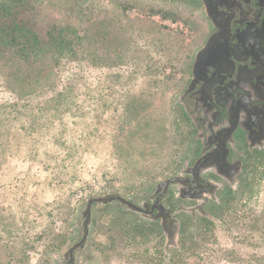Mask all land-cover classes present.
Here are the masks:
<instances>
[{
    "label": "rangeland",
    "instance_id": "obj_1",
    "mask_svg": "<svg viewBox=\"0 0 264 264\" xmlns=\"http://www.w3.org/2000/svg\"><path fill=\"white\" fill-rule=\"evenodd\" d=\"M22 18L40 37L57 25L82 40L64 54L63 85L48 83L54 95L68 85L60 102L27 105L0 81V264H53L87 196L148 189L179 164L188 131L177 99L206 30L177 0H0V22ZM249 201L171 264H264V171ZM115 247L104 264H164L150 242Z\"/></svg>",
    "mask_w": 264,
    "mask_h": 264
},
{
    "label": "flooded vegetation",
    "instance_id": "obj_2",
    "mask_svg": "<svg viewBox=\"0 0 264 264\" xmlns=\"http://www.w3.org/2000/svg\"><path fill=\"white\" fill-rule=\"evenodd\" d=\"M177 1L197 8L206 30L177 99L188 131L180 162L148 189L87 196L53 264H104L117 243L141 242L171 264L251 203L264 171V0Z\"/></svg>",
    "mask_w": 264,
    "mask_h": 264
},
{
    "label": "trees",
    "instance_id": "obj_3",
    "mask_svg": "<svg viewBox=\"0 0 264 264\" xmlns=\"http://www.w3.org/2000/svg\"><path fill=\"white\" fill-rule=\"evenodd\" d=\"M0 24V65L9 66L7 70H0L1 86L5 91L27 105H34L31 101L42 99L46 94L54 101L65 99L68 85L54 95L48 83L63 85L60 66L66 58L64 54L74 50L82 42L81 37H66L67 29L57 25L49 27L46 35L40 37L39 30L23 18L13 24L9 21ZM71 59L77 60L76 57ZM10 107L13 113L17 103Z\"/></svg>",
    "mask_w": 264,
    "mask_h": 264
}]
</instances>
